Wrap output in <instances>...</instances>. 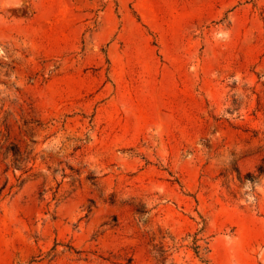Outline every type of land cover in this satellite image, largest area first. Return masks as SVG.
<instances>
[{
	"label": "rangeland",
	"instance_id": "rangeland-1",
	"mask_svg": "<svg viewBox=\"0 0 264 264\" xmlns=\"http://www.w3.org/2000/svg\"><path fill=\"white\" fill-rule=\"evenodd\" d=\"M0 264H264V0H0Z\"/></svg>",
	"mask_w": 264,
	"mask_h": 264
}]
</instances>
